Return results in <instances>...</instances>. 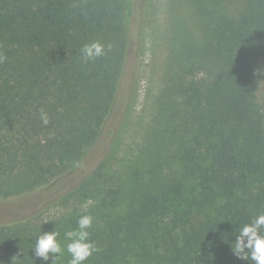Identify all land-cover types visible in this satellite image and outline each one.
<instances>
[{
  "label": "trees",
  "instance_id": "trees-1",
  "mask_svg": "<svg viewBox=\"0 0 264 264\" xmlns=\"http://www.w3.org/2000/svg\"><path fill=\"white\" fill-rule=\"evenodd\" d=\"M189 1L198 13L235 7L208 19L203 42L183 40L150 151L126 172L102 151L69 187L123 89L135 2L0 0V200L37 204L0 224V264H69V253L45 260L35 244L57 232L67 246L85 215L94 251L84 264H256L233 246L264 216V109L253 81L264 72V0ZM92 43L103 55L86 61ZM97 181L100 195L84 207Z\"/></svg>",
  "mask_w": 264,
  "mask_h": 264
},
{
  "label": "rangeland",
  "instance_id": "rangeland-1",
  "mask_svg": "<svg viewBox=\"0 0 264 264\" xmlns=\"http://www.w3.org/2000/svg\"><path fill=\"white\" fill-rule=\"evenodd\" d=\"M135 13L133 18V44L125 70L123 89L117 98L114 108L104 126L101 137L93 146L79 174L73 176L68 184L74 186L82 173L89 172L87 164L92 166L97 155L102 151H111V166L115 171L126 172L131 162L140 154H147L152 146L159 118H161V102L169 87V76L177 69L175 62L181 54V44L190 38L198 43L207 38L204 27L208 19L222 13L234 11L235 6L226 5V10L220 4L205 6L201 12H196L189 0H134ZM142 22L139 36L138 26ZM140 44V53L138 46ZM186 65L188 61L185 59ZM257 86V99L264 109V72L257 71L253 76ZM130 95L129 98H127ZM166 170H169V168ZM166 173H168L166 171ZM102 181L94 182L83 199L84 207L94 203L100 195ZM6 203L0 200V224L24 218L36 210L37 204L22 206ZM72 202L65 208L52 206L40 213L38 218L49 220L68 210ZM37 212V211H35ZM58 257L64 260L68 254L67 246Z\"/></svg>",
  "mask_w": 264,
  "mask_h": 264
},
{
  "label": "clouds",
  "instance_id": "clouds-1",
  "mask_svg": "<svg viewBox=\"0 0 264 264\" xmlns=\"http://www.w3.org/2000/svg\"><path fill=\"white\" fill-rule=\"evenodd\" d=\"M82 56L87 61L103 55V45L100 43H92L85 45L81 50ZM44 122L47 123L46 116H42ZM92 225L91 216H82L78 221L79 231L70 232L68 235L72 237V242L67 244V252L71 255L69 264H84V262L92 255L94 245L88 241L89 229ZM264 227V216L256 219L252 225H246L241 229L240 236L237 238L233 250L234 254L240 259H248L249 256L256 264H264V236L259 234V230ZM58 233L50 232L41 235L35 244L36 255L45 260L49 259V254L62 253L64 250L57 240ZM247 237V243H245ZM251 249L248 253L245 249Z\"/></svg>",
  "mask_w": 264,
  "mask_h": 264
}]
</instances>
